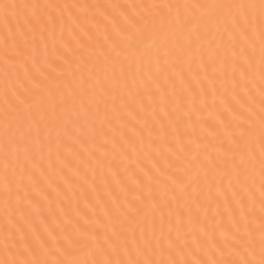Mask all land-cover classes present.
I'll use <instances>...</instances> for the list:
<instances>
[{
  "label": "snow or ice",
  "instance_id": "6c2138e0",
  "mask_svg": "<svg viewBox=\"0 0 264 264\" xmlns=\"http://www.w3.org/2000/svg\"><path fill=\"white\" fill-rule=\"evenodd\" d=\"M0 264H264V0H0Z\"/></svg>",
  "mask_w": 264,
  "mask_h": 264
},
{
  "label": "bare ground",
  "instance_id": "6f19581e",
  "mask_svg": "<svg viewBox=\"0 0 264 264\" xmlns=\"http://www.w3.org/2000/svg\"><path fill=\"white\" fill-rule=\"evenodd\" d=\"M59 2H63V0H59ZM82 2H84V0H82ZM86 2L87 3H105L106 0H86ZM121 2H124V0H121ZM128 2H136V0H128Z\"/></svg>",
  "mask_w": 264,
  "mask_h": 264
}]
</instances>
